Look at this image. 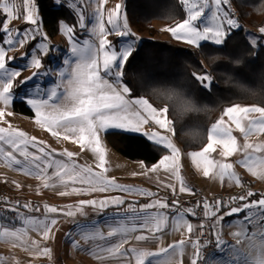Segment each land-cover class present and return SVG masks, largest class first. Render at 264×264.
<instances>
[{
    "label": "snow or ice",
    "instance_id": "obj_1",
    "mask_svg": "<svg viewBox=\"0 0 264 264\" xmlns=\"http://www.w3.org/2000/svg\"><path fill=\"white\" fill-rule=\"evenodd\" d=\"M57 4H60L62 0H55ZM189 3L193 5L192 10L189 12L188 23L182 24L177 31H182L181 35L177 36L185 43L196 44L199 39L204 38L200 33L196 32L192 28L193 22L198 18V13L195 8L199 6L200 0H189ZM24 16L23 19L30 25H37L36 28L25 29L23 32L15 30V34L18 39H13L11 35L3 41V44L15 48L17 46H23L30 39H35L36 33L39 31L40 18L36 14L35 0H23ZM0 9L6 14L7 19L3 23L2 30L8 34L9 27L12 19L20 18L17 13V5L10 3V0H3L0 4ZM113 16L110 17L108 24L113 26L114 34L124 37L126 35V25L123 26L124 30H120L117 27V20L120 16L119 9L114 10ZM79 27H83V18L78 16ZM65 34L72 45L71 52L74 55L80 57L78 63L75 64V72H72V79L69 83L73 84L71 91V97L73 99V105L70 108H61V106L52 104L50 99H33L21 97V101L26 103L35 114L36 123L48 130L53 137L63 140H69L78 144L81 148H88L94 154H96L99 161L97 167L106 171L105 169V150L102 146L100 139V132H107L108 130H117L122 132L141 133L142 126L149 122L151 119L160 128L167 130V109L163 112H159L154 109L147 101L137 98L129 100L125 98V94L131 95V88L122 83L123 68L129 58L133 55L132 49L134 48V41H125L119 52L114 50L110 42L108 41L109 30L105 29L103 18L98 21V26H94L92 35L99 40L98 47H93V44L85 40L83 46L79 41L74 40L75 27L64 25ZM41 35H43L41 33ZM175 35V32H174ZM46 39V37H45ZM219 43V40L216 41ZM40 51L43 55H47L49 46L47 43H42ZM35 51V50H34ZM87 53V55H86ZM6 49L3 45H0V122L8 123L5 119L6 116H11L12 112L8 111V107L13 103L14 93V81L17 79L24 69L9 68L6 61ZM11 59V58H9ZM119 61V63H117ZM65 64H68V60H64ZM26 67H35L39 69L42 67L41 60L36 58L33 54L31 64ZM115 69V71H113ZM101 72L113 75L116 79L110 83L108 79L101 75ZM34 75H36L34 73ZM64 73L61 72V76ZM27 79H32L31 77ZM197 80L200 82L201 87L206 91H211L212 85L209 82L207 75L203 77L197 76ZM22 83H27V80ZM123 85V87H121ZM52 98L57 96V89L53 88L50 93ZM132 105H137L143 111H134ZM47 109H50L48 111ZM249 111H261L264 110L254 109H238L230 108L226 110L225 115L229 118L235 128L240 131H244L243 121L248 119L246 113ZM252 128L250 131H256L257 129L264 131V119L260 121H252ZM232 128L226 125L224 120L217 122L211 129L209 134V143L199 152L192 154V161L198 169H201L205 177L210 175H217L221 181L227 178L231 182H237L240 177L233 170V165L230 163H219L217 160L211 157V153L215 151V146L220 145L223 149V157H229L235 154L239 150L236 137L232 134ZM146 136L149 141L154 142L157 145L167 149L170 146L166 143L165 138L158 136L156 133ZM43 142H38L34 137H28L24 132L19 130H13L9 125L8 128L0 127V156H3L10 164L23 165L25 162L33 164L37 169L35 175L44 181V187H55L57 183L70 188L71 193H89L95 191L106 192L109 188L113 190H119L128 194H140L147 197H155L156 193L146 192L142 189H133L126 186L119 185L114 179H108L102 173L94 172L88 166H80L73 161L74 153L63 152L59 153L60 156H66L69 162L63 160H57L53 156V152L46 151L44 146H41ZM7 145L10 150H5L3 147ZM29 147L35 149V152H30ZM175 152L174 149L171 150ZM256 151L264 152V149L257 148ZM39 153V155H37ZM17 154L23 157V161L17 158ZM241 165L249 169L264 168V156H248L242 160ZM164 169L165 171H175L176 161L174 155L163 156L159 162L148 169L150 172H155L158 169ZM49 169H52L49 174ZM18 171H28L26 167L17 169ZM28 174H32L29 172ZM49 181H52L50 184ZM176 182L179 184L177 187L172 185H165L170 188L173 194L179 193H191L183 177L180 176ZM75 185H83L86 187H75ZM61 195H68V192H61ZM251 195V193H249ZM125 201L123 198H106L100 201H81L80 207L91 206L93 208L103 209L108 205H121ZM215 203H222L217 201ZM264 204V198L259 202ZM208 207H214L213 204H208ZM29 211L32 210L31 206L25 204L22 206ZM46 213H58L62 212L64 215L74 214L68 211L58 209L45 205ZM158 209L159 211L152 212L149 210ZM191 209V208H190ZM12 211H17V208H12ZM39 210L38 208L36 209ZM167 210V211H165ZM175 210V216L172 217L176 224L185 222L188 215H194L193 211L184 212L180 209L179 201L173 200L169 204L163 198H156L151 203L141 205L140 211H137L135 206L130 205L128 211L133 213L131 217H119L121 221L119 227L111 228L110 231L118 235H124L129 229L141 230L147 228L149 224H154L162 217H167L168 211ZM238 211V210H237ZM17 218L22 222V225L27 227L9 228L0 225V239L9 238L12 242L22 241L25 234L29 230L37 231L41 236L44 233L51 230V227L58 223L55 218H48L45 216L43 219L39 217H28L22 213H17ZM117 219V218H113ZM131 221V224L126 223ZM137 221H139V227H137ZM135 226V227H134ZM77 227L84 233V236L90 237L93 240L99 239L108 241L110 236L104 235L100 231L99 224L95 225H77ZM157 227L159 225L157 224ZM190 231V224H188ZM94 232L93 234H90ZM75 243V241H73ZM101 247V246H100ZM0 264H3V258H0ZM195 264V262H194Z\"/></svg>",
    "mask_w": 264,
    "mask_h": 264
},
{
    "label": "rangeland",
    "instance_id": "obj_2",
    "mask_svg": "<svg viewBox=\"0 0 264 264\" xmlns=\"http://www.w3.org/2000/svg\"><path fill=\"white\" fill-rule=\"evenodd\" d=\"M53 1L58 8L65 7L70 13V18H72V22H68L64 19L59 22V33L57 36L53 37L47 31L42 14L39 10L38 1L35 0L36 14L41 21L39 23V31L36 33L35 39H30L23 46H17L15 48H11V46L3 44V42L0 43V45H3L6 49L7 66L9 68L24 69L22 74L14 81V99L13 103L7 109L12 112V115L6 116L5 119L8 123L0 122V127L8 128L10 125L13 130L22 131L28 137H34L36 141L43 142L41 146H44L46 151L52 152L54 150L53 156L57 160L69 162L66 156H60L58 154L63 152H72L74 153L73 161L76 164L80 166H88L94 172L102 173L108 179H114L119 185L133 189H137V187H145L147 183L144 181V178L145 176H148L147 168L149 166L143 162L132 161L121 156L109 145L107 141L106 134L117 130H108L107 132L102 131L99 134L102 146L105 150L106 163L104 167L106 171H103L97 167L99 161L96 154H94L90 149L81 148V146L69 140L53 137L48 130L36 123L34 111L27 104L26 106L33 112L32 116L23 112H17L14 108L15 102H22L21 97H25L33 99H50L52 104L59 105L61 108H70L73 105V99L71 97L73 84L69 83V80L73 78L72 72H75V64L79 62L80 57L71 52L72 45L68 36L65 34L64 25L75 27L74 40L79 41L81 46H83L85 40H88L95 48L98 47L99 40L92 35V31L94 26H98V21L102 17L105 29L110 32L107 37L108 41L110 42L111 47L117 52H119L125 41H134L133 51L143 39L168 41L179 46L186 45V47L189 46L191 48L199 47L204 43L221 46L232 32L242 28V24L238 19L237 9L231 0H200L199 6L195 8V11L198 13V18L193 22L192 28H194L196 32L200 33L204 38L199 39L196 44H192L185 43L181 39L177 38V36L181 35L182 31H184H177V29H179L182 24L188 23L189 12L193 8V5L189 3V0H181L187 11V18L184 21H179L173 24H167L159 21L154 22L153 28L156 30L155 34H151L150 31H140L137 27L131 24L127 15L125 0H62L60 4H57L55 0ZM2 3L3 0H1V4ZM10 3H15L17 5L16 13L20 18L11 20V23L8 25L9 33L6 34L3 31V41L8 38V35H11L13 39H18L15 34V30L23 32L25 29L37 27V25H30L26 23L23 19L25 14L23 0H10ZM116 9H119L120 13L117 20V27L120 30H124L123 26L126 25V35L124 37L115 35L113 26L108 24V19L110 17L115 19L113 13ZM4 15L6 20L7 16L5 13ZM79 15L83 18V27H79ZM41 33L43 35H41ZM246 35L253 45H264V26L258 28L247 27ZM172 40L179 42H174ZM217 40H219V43L216 42ZM42 43H47L49 46L47 55H43L40 51L39 46ZM33 54L36 58L41 60L42 67L39 69H36L35 67H26L31 64ZM64 60H68L69 63L65 64ZM117 63H119V61H117ZM113 71H115V69H113ZM61 72L64 73L63 76H61ZM34 73L36 75H34ZM101 75L108 79L110 83L116 79L115 76L108 75L103 72H101ZM29 77L32 79H27ZM207 77L211 83V78L209 76ZM25 80H27V83H22ZM122 83L126 84L123 77ZM121 87H123V85ZM53 88L57 89V96L55 98H52L50 95ZM125 98L129 100L140 98L147 101V103L154 109H158L144 96L135 97L132 96L131 92V95L125 94ZM2 107L3 105H0V108ZM132 109L134 111H141L143 114V111L137 105H132ZM47 110L50 111V109ZM151 122L152 120L149 119V122L142 126V132L148 134L150 125L152 124ZM156 126L160 128L158 125ZM157 127L156 130H158ZM125 133L138 134L132 132ZM3 147L6 151L10 150L7 148V145H4ZM29 151L35 152L36 150L29 147ZM37 155H39V153H37ZM17 158L22 161L24 159L18 154ZM22 167H26L28 171L17 170ZM48 171L49 174H51L52 169H49ZM29 172L32 174H28ZM36 172L37 169L33 164H28L27 162L23 165H15L14 163L10 164L3 156H0V189L19 192L30 196L38 202V205L35 210L33 209V212H27L30 217L32 214L35 215L33 217H39L41 219L47 216L48 218L57 219L58 223L52 226L50 231L44 233V239L41 236L37 238L32 234H29L30 236L25 234L22 241L29 243L25 250L22 249V245L16 246V241H7L4 245H0V258L5 257L6 255L10 256V254H12L15 258L16 255L20 256L21 252L25 255L28 253V256H32L34 252V254L39 253L41 258H44L41 264H83L81 261L83 254L81 255V252L82 250H85L93 252L91 256L88 253V259L91 261L90 264H94L96 263L97 258L95 257L96 252L98 254L102 253L103 255L110 253L112 241L114 239L112 235L113 232L110 231V229L118 226L117 211L119 208H117L116 205H108L103 209L93 208L87 205L80 207L79 203L81 201H100L113 197L119 199L123 195H127L128 199H133L138 197L139 194L123 193L119 190H113L111 188H109L106 192L95 191L82 194L71 193L70 188L72 186L66 188L59 183H57L55 187L45 188L44 181L35 175ZM49 183L51 184L52 181H49ZM75 187L86 186L75 185ZM38 189L43 190L41 195L37 192ZM61 192H68L69 194L61 195ZM261 197L264 198V195ZM45 205L56 207L74 214L64 215L62 212L55 214L46 213ZM65 205L66 207L63 208L62 206ZM37 208L39 209L38 211L36 210ZM260 208V211L256 208L255 216L258 221H264V206H261ZM15 219L6 217L3 218V220L6 221L1 220V222H7V227H23L20 224L16 225L18 221L14 223ZM95 224H99L100 231H102L105 236H110V240L104 241L92 239L89 241V245H87L81 240V236L84 233L81 232L77 225ZM24 226L27 227L26 225ZM255 231L257 234L263 233L262 240L257 241L260 252L258 251V255L256 257H248L247 263L264 264V227L260 230L257 229L256 225ZM51 232L53 234H50ZM90 233L93 234L94 232L90 231ZM73 241H75V243H73ZM45 251L50 252L52 256L46 257V255H43ZM54 259L56 262H53ZM18 262L21 264L23 259L21 261L18 260ZM238 263L240 264V261Z\"/></svg>",
    "mask_w": 264,
    "mask_h": 264
},
{
    "label": "trees",
    "instance_id": "obj_3",
    "mask_svg": "<svg viewBox=\"0 0 264 264\" xmlns=\"http://www.w3.org/2000/svg\"><path fill=\"white\" fill-rule=\"evenodd\" d=\"M37 1L51 36L58 35L61 20L72 22L65 7L58 8L53 0ZM231 2L242 28L232 32L223 45L204 43L193 49L143 39L123 68V79L132 96H144L155 107L167 109L175 140L184 151H196L206 145L209 128L225 108L235 104L264 108V45H253L246 35L247 27L264 26V0ZM125 6L131 24L151 34L156 33L154 22L173 24L187 18L181 0H125ZM4 21L0 9V43L4 39ZM205 75L211 78V91H206L197 80V76ZM14 108L33 115L24 102L16 101ZM106 138L121 156L149 167L167 154L165 148L140 134L112 131Z\"/></svg>",
    "mask_w": 264,
    "mask_h": 264
},
{
    "label": "crops",
    "instance_id": "obj_4",
    "mask_svg": "<svg viewBox=\"0 0 264 264\" xmlns=\"http://www.w3.org/2000/svg\"><path fill=\"white\" fill-rule=\"evenodd\" d=\"M172 41L179 42L175 40ZM230 108H238L241 110H264V108L257 105L247 104H235L229 106L218 115L216 121L209 128L208 137L213 126H215L220 120H224L226 125L232 128V134L237 139L239 150L235 154L225 158L223 157L222 146L216 145L215 151L211 153V157L217 160L219 163H230L233 165V170L240 177L239 181L234 183L229 181L227 178L221 181L220 178L215 174L205 177L202 170L198 169L193 163L192 154L202 150L209 143V139L202 149L196 151H184L175 140L173 123L167 116V130L158 128L152 121L148 135L156 133L158 136L165 138L166 143L170 147L166 149L167 154L164 156H175V171H165L161 168L155 172H150L148 169L152 166L148 168L146 167L148 176H145L144 181L147 183V185L145 187H137V189L156 193V196L147 197L139 194V196L136 198L128 199L127 195H123L122 198L125 203L118 206L116 205L117 208H119L117 211L118 218L131 217L133 215V213L128 211L130 205L135 206L139 212L141 205L151 203V200L156 198H163L167 201V195L171 193L172 190L165 185H172L173 187H177L178 190L179 184L176 182V180L180 176L183 177L185 184L192 190L191 193H179L177 191L178 194L182 195H190L194 193L197 188H202L210 194H217L223 191L234 192L247 184L258 188H264V168L257 167L250 171L240 163L248 156H264V152L258 153L256 151L257 148L264 149V131L259 129L256 131H250L252 128L251 122L264 119V112H247L246 115L248 119L243 121L244 131H240L235 128V125L232 124L229 118L225 115L226 110ZM156 110H159V112L162 113L164 109L158 108ZM152 127H154L153 131H151ZM156 127L158 130H156ZM142 133L145 132L138 134L146 137ZM172 149L175 150L174 153H172ZM37 192H39V195H41L43 190L38 189ZM261 196L262 195L260 194H253L248 200H240L234 208L224 211L217 216V219L214 222V233L219 242V248L217 252H215L209 258L208 264H239V261L240 264H243L244 262V264H248V257H256L258 255L259 246L257 241L262 240L263 233L257 234L255 231V226L257 225V229L261 230L264 227V221H258L255 213L256 208L260 211V207L264 206V204L259 203L263 198ZM62 207L65 208L66 205ZM149 211L156 212L159 210L152 209ZM187 211H190V209L184 210V212ZM20 213H22L24 216L30 217L29 214L24 211H21ZM33 216L35 215L32 214L31 217ZM186 219L187 220L185 222L176 224L174 220L169 219V216L167 215L166 218L162 217L156 223L149 224L147 228H142L138 231L129 229L124 235H118L113 232L112 235L114 239L112 241L111 252L106 255H103L102 253L98 254L96 252L95 257L97 258L96 263L94 264H194V262L196 264L197 253L195 237L197 223L192 219L191 215H188ZM1 220L3 219L0 218V225L7 227L8 223L3 222L6 220H3L2 222ZM16 221H18L16 225L20 224L21 226L25 227L18 218L15 219L14 223H16ZM117 223L118 226L116 227H119L121 221L118 219ZM126 223H129L130 225L131 221H126ZM136 223L137 227H139L140 222L137 221ZM157 224L159 227H157ZM188 224H190V231ZM9 228L12 227L9 226ZM29 234H32L37 238L41 236L39 232L32 230H29L26 235ZM50 234L53 233L51 232ZM41 237L44 239V235ZM81 240L85 244L89 245V241L92 240V238L86 237L84 234H82ZM7 241L11 242L9 238L0 239V245H4V243ZM15 245H22V249L25 250L29 243L24 241H16ZM88 253L91 256L93 252H88L85 250H82L81 252V255L83 254L81 257L83 264L91 263V261L88 259ZM43 255H46V257L52 256L50 252L46 251L43 253ZM1 258H3V264H20L18 260L21 261L22 259L23 262L21 264H41L44 260V258H41L39 253L34 254V252L32 256H28V253L25 255L23 252H21V255H16L15 258L12 256V254H10V256L6 255L5 257ZM53 262H56V260L54 259Z\"/></svg>",
    "mask_w": 264,
    "mask_h": 264
},
{
    "label": "built area",
    "instance_id": "obj_5",
    "mask_svg": "<svg viewBox=\"0 0 264 264\" xmlns=\"http://www.w3.org/2000/svg\"><path fill=\"white\" fill-rule=\"evenodd\" d=\"M154 127L151 128V131ZM260 194L264 195V188H258L253 185L247 184L242 186L237 191H223L217 194H210L202 188H197L196 191L190 195L173 194L172 192L167 195L169 204L173 200L179 201L181 210L190 209L194 212L192 219L197 223L196 228V264H208L209 258L217 252L219 242L214 233V222L217 216L224 211L234 208L240 200H248L251 195ZM213 204L214 207H208L205 204ZM221 201L222 203H215ZM28 204L31 206L33 212L38 205V202L27 196L26 194L0 189V216L11 217L15 219L17 213L21 211H29L22 206ZM12 208H17V211H12ZM34 209V210H33ZM169 219L175 216V210L168 211Z\"/></svg>",
    "mask_w": 264,
    "mask_h": 264
}]
</instances>
